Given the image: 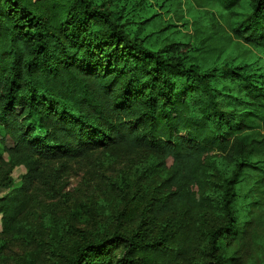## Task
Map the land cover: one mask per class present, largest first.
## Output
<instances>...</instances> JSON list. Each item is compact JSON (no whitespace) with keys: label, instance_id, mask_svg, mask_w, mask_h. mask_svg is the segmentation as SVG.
Instances as JSON below:
<instances>
[{"label":"trees","instance_id":"16d2710c","mask_svg":"<svg viewBox=\"0 0 264 264\" xmlns=\"http://www.w3.org/2000/svg\"><path fill=\"white\" fill-rule=\"evenodd\" d=\"M202 1L239 14L232 36L264 50V0ZM126 25L98 0H0V159L28 169L17 193L0 198L4 231H26L19 214L42 163L142 151L167 172L157 192L104 232L51 231L57 264H246L262 220L238 223L235 186L254 168L264 193V163L251 161L264 155V87L225 70L248 89L251 107L240 112L218 88L222 69H203L175 44L151 47ZM217 158L235 166L231 178L216 176ZM225 241L238 245L232 256L220 251Z\"/></svg>","mask_w":264,"mask_h":264},{"label":"rangeland","instance_id":"374dc122","mask_svg":"<svg viewBox=\"0 0 264 264\" xmlns=\"http://www.w3.org/2000/svg\"><path fill=\"white\" fill-rule=\"evenodd\" d=\"M121 13L127 29L144 38L151 47L175 44L181 55L201 64L205 70L222 69L217 83L230 107L244 112L250 108L248 89L241 81L226 77L225 70L238 67L264 87V50L236 40L229 25L237 17L217 2L202 0H98ZM241 12V11H240ZM249 12V9L241 14ZM223 99V101H224ZM264 163V155L251 158ZM156 158L147 152L98 150L75 160L42 163L40 177L27 193V204L19 214L26 220V231L7 233L0 214V264H57L52 255L57 238L76 228L104 232L117 224L116 217L142 207L167 176ZM216 176L231 178L235 166L216 160ZM26 165H16L8 156L0 159V198L13 195L22 187ZM260 171L245 168L235 186V216L243 224L256 216L262 229L256 249L246 264H264V193ZM219 199L222 190L212 188ZM219 201L217 202V204ZM220 212L208 215L216 221ZM50 232V233H49ZM236 243L225 241L220 251L232 256ZM190 264V263H185ZM230 264V263H226Z\"/></svg>","mask_w":264,"mask_h":264}]
</instances>
